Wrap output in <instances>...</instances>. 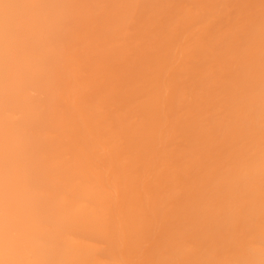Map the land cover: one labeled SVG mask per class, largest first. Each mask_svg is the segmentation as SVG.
<instances>
[{"label":"bare ground","instance_id":"1","mask_svg":"<svg viewBox=\"0 0 264 264\" xmlns=\"http://www.w3.org/2000/svg\"><path fill=\"white\" fill-rule=\"evenodd\" d=\"M0 264H264V0H0Z\"/></svg>","mask_w":264,"mask_h":264}]
</instances>
